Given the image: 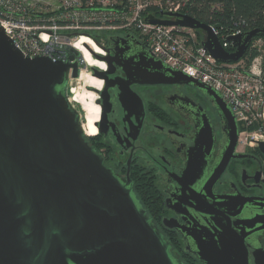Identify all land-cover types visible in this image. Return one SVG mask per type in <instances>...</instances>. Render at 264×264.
<instances>
[{
	"label": "water",
	"instance_id": "95a60500",
	"mask_svg": "<svg viewBox=\"0 0 264 264\" xmlns=\"http://www.w3.org/2000/svg\"><path fill=\"white\" fill-rule=\"evenodd\" d=\"M146 20L201 30L203 46L221 61L239 60L253 38L264 34V28H255L228 36L235 48L231 51L211 24L191 14L161 11L160 16L149 13ZM152 58L155 64L147 61L129 68L130 81L121 86L125 98L143 105L131 88L133 82L204 89L230 129L229 160L237 142V121L219 92L153 54ZM106 59L109 69H94V75L105 81L96 90L104 99V104L100 98L96 101L102 108L96 125L107 133L108 80L115 67L114 58ZM71 69L72 77L79 78L78 60L24 56L0 26V264H177L132 186L121 181L89 143L80 110L69 99ZM139 75H144L141 80ZM209 126L208 122L198 132L194 150L200 146L190 153L183 177L201 169L204 159L197 163L196 156L204 138L208 146L212 143ZM111 128L120 130L114 122ZM260 147L264 150V142Z\"/></svg>",
	"mask_w": 264,
	"mask_h": 264
},
{
	"label": "flooded vegetation",
	"instance_id": "af4514ba",
	"mask_svg": "<svg viewBox=\"0 0 264 264\" xmlns=\"http://www.w3.org/2000/svg\"><path fill=\"white\" fill-rule=\"evenodd\" d=\"M84 42L81 47L93 71H105L107 64L93 53L89 56V50L107 63V57L114 58L115 67L108 80L107 133L99 132L96 125L101 114L97 99L104 104L96 90L105 81L87 72L77 104L86 134L99 133L95 139L87 136L88 141L106 166L132 186L153 225L170 244L177 264H264V150L260 144L241 147L237 123L236 146L226 161L230 129L213 98L194 84L133 82L131 88L143 105L127 100L121 86L130 81L129 68H140L147 61L155 64L148 44L136 32L107 35L106 55L94 40ZM72 84L68 82V91ZM112 122L120 130H113ZM208 122L212 143L208 146V137L204 138L196 156L197 163L204 159L203 165L197 175L183 177L190 153L200 146L194 150L196 136ZM134 125L139 127L131 129ZM123 127L127 128L123 131Z\"/></svg>",
	"mask_w": 264,
	"mask_h": 264
},
{
	"label": "built area",
	"instance_id": "2783aa9c",
	"mask_svg": "<svg viewBox=\"0 0 264 264\" xmlns=\"http://www.w3.org/2000/svg\"><path fill=\"white\" fill-rule=\"evenodd\" d=\"M185 4L186 0H0V26L24 56L78 60L80 75L85 70L94 73L88 64L83 68L87 62L79 45L85 38L94 40L106 55L107 35L136 32L156 58L219 92L239 125L241 147L259 146L264 142V37L249 44L253 58L221 61L203 46L196 29L146 20L149 13H186ZM241 32L237 29L219 38L230 50L227 37ZM98 58L107 64L106 71L105 57ZM71 72L69 83L79 79Z\"/></svg>",
	"mask_w": 264,
	"mask_h": 264
},
{
	"label": "trees",
	"instance_id": "16d2710c",
	"mask_svg": "<svg viewBox=\"0 0 264 264\" xmlns=\"http://www.w3.org/2000/svg\"><path fill=\"white\" fill-rule=\"evenodd\" d=\"M184 10L200 21L217 26L219 37L237 29L244 32L264 28V0H186ZM197 31L202 40L203 32ZM259 36L264 37V34ZM228 48L234 49L232 46ZM250 56L247 49L244 57L249 60ZM98 136L88 138L95 139Z\"/></svg>",
	"mask_w": 264,
	"mask_h": 264
},
{
	"label": "bare ground",
	"instance_id": "6f19581e",
	"mask_svg": "<svg viewBox=\"0 0 264 264\" xmlns=\"http://www.w3.org/2000/svg\"><path fill=\"white\" fill-rule=\"evenodd\" d=\"M79 48H80V50L82 51V53L84 55L85 61L87 62V59H86V56H85V54L83 52V49L81 47V44L79 45ZM87 72H88V70L83 71L81 73L80 77H79V79L83 80V83L85 81ZM81 93H82V87L81 88L80 87H72V88H69V99H70V101L73 103V99L79 98L80 95H81Z\"/></svg>",
	"mask_w": 264,
	"mask_h": 264
},
{
	"label": "rangeland",
	"instance_id": "374dc122",
	"mask_svg": "<svg viewBox=\"0 0 264 264\" xmlns=\"http://www.w3.org/2000/svg\"><path fill=\"white\" fill-rule=\"evenodd\" d=\"M204 36V35H203ZM200 37V36H199ZM256 39V38H255ZM89 52H90V55L89 56H92V52L89 50ZM251 54V58H253L254 56H255V52H250L249 51V55ZM88 63H85L84 64V66H83V68H86V65H87ZM91 68V66L89 65V69ZM89 71V70H88ZM72 87H84V85H83V80H81V79H78V80H76V81H73V84H72ZM82 94V93H81ZM77 101H78V98L77 99H73V104L76 106V108H78L79 110L81 109V107L79 106V104H77ZM101 106V105H100ZM101 112H102V108H101ZM100 119H101V114H100V118H99V121L98 122H100ZM84 120H83V118L81 117V123H82V125H83V122ZM97 123V122H96ZM84 126V125H83ZM88 135V134H87ZM98 135V134H97ZM96 135V136H97Z\"/></svg>",
	"mask_w": 264,
	"mask_h": 264
}]
</instances>
